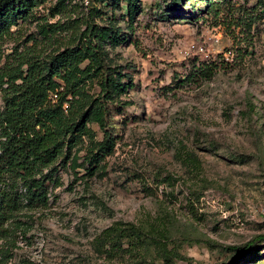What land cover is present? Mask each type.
Instances as JSON below:
<instances>
[{
  "label": "rangeland",
  "instance_id": "obj_1",
  "mask_svg": "<svg viewBox=\"0 0 264 264\" xmlns=\"http://www.w3.org/2000/svg\"><path fill=\"white\" fill-rule=\"evenodd\" d=\"M135 6L131 20L127 0H49L0 42L1 68L97 25L105 64L135 84L110 104L112 153L92 176L88 138L59 160L47 206L14 217L0 264H233L231 248L254 240L237 264H264V0ZM42 16L65 27L51 44ZM212 62L214 77L187 79Z\"/></svg>",
  "mask_w": 264,
  "mask_h": 264
},
{
  "label": "trees",
  "instance_id": "obj_2",
  "mask_svg": "<svg viewBox=\"0 0 264 264\" xmlns=\"http://www.w3.org/2000/svg\"><path fill=\"white\" fill-rule=\"evenodd\" d=\"M48 1L0 0V42L13 35L12 28L19 21L37 17L34 11ZM127 1L132 20L138 0ZM60 14L59 7L50 9L51 18ZM49 20V16H42L37 29L42 39L51 44L65 27ZM76 37L75 44L57 49L46 58L36 50L35 41L26 51H17L0 68L4 102L3 109L0 108V241L10 236L11 221L23 209L47 206L50 184L58 173L56 163L65 159L85 138L92 146L89 162L94 167L86 169L88 176L94 174L114 149L108 128L113 111L110 104L135 84L122 82L121 73L105 64L99 44L111 39L109 31L88 25ZM218 69L216 62L204 63L187 79L209 80ZM53 93L58 95L55 103L50 100ZM91 124L103 132L102 141H95ZM77 161L75 156V167ZM44 170L50 173L44 174ZM257 240L263 241L264 236ZM255 241L231 248L239 252L233 264L245 256ZM0 256L5 257L1 252Z\"/></svg>",
  "mask_w": 264,
  "mask_h": 264
},
{
  "label": "built area",
  "instance_id": "obj_3",
  "mask_svg": "<svg viewBox=\"0 0 264 264\" xmlns=\"http://www.w3.org/2000/svg\"><path fill=\"white\" fill-rule=\"evenodd\" d=\"M57 99H58V95L56 93L50 95V100L52 101V103H55ZM64 107L67 108L68 106L65 105Z\"/></svg>",
  "mask_w": 264,
  "mask_h": 264
}]
</instances>
